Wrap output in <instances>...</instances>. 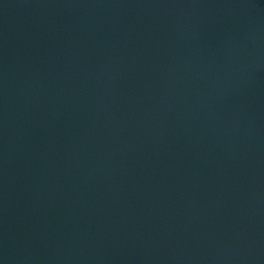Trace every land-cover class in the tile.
<instances>
[{
	"label": "water",
	"instance_id": "1",
	"mask_svg": "<svg viewBox=\"0 0 264 264\" xmlns=\"http://www.w3.org/2000/svg\"><path fill=\"white\" fill-rule=\"evenodd\" d=\"M0 264H264V0H0Z\"/></svg>",
	"mask_w": 264,
	"mask_h": 264
}]
</instances>
